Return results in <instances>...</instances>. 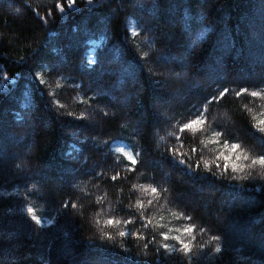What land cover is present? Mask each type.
I'll use <instances>...</instances> for the list:
<instances>
[{"label":"trees","instance_id":"1","mask_svg":"<svg viewBox=\"0 0 264 264\" xmlns=\"http://www.w3.org/2000/svg\"><path fill=\"white\" fill-rule=\"evenodd\" d=\"M263 17L0 0V264H264Z\"/></svg>","mask_w":264,"mask_h":264},{"label":"snow or ice","instance_id":"2","mask_svg":"<svg viewBox=\"0 0 264 264\" xmlns=\"http://www.w3.org/2000/svg\"><path fill=\"white\" fill-rule=\"evenodd\" d=\"M67 2H68V4H69V6H71V5H74V4H75L76 0H67ZM57 7H60L61 11H63V7H62L61 5H57ZM148 71H151V70L148 69ZM38 75H39V74H38ZM228 91H229L228 89H224L223 91H221V92L219 93L220 97H224V96L227 94ZM245 91H247V90H246V89H241V91H240V92H237L236 94L239 96V95H241V94H242L243 92H245ZM251 95L255 97V96H259V95H261V93L256 92V91H253V92L251 93ZM213 99H215V97H213ZM105 115H107V113H105ZM203 123H204L203 120H201V119H195V120H192V121H190V122L184 124V125H183V129H185V130H186V129H192V128H194L196 125H202ZM260 123H261V124H264V120L260 121ZM261 130L264 131V129H261ZM239 148H240V145H238V144H232V145H231V150H232L233 152L238 151ZM173 151H174V150H173ZM128 159H129L133 164L138 163V161H136L131 155L128 156ZM225 159L227 160V159H229V158H228V157H225ZM252 162H253V164H255V163L258 162L259 164L264 165V155H260L256 160H253ZM181 163H183V161H181ZM198 166H199V165H197V167H198ZM233 167L235 168V167H237V166H236V165H233ZM225 171H227V165L225 166ZM113 179H115V177H113ZM157 191H158V189H156V188H153V189H152V192H153V193H156ZM65 206L67 207L68 205L66 204ZM27 211H28V213L31 214V213L34 212V209L31 208V207H29V208L27 209ZM31 219H32L33 221H35L36 224H38V225L41 224V220H40L37 216L32 215V216H31ZM114 222H115V221H113V220H109V221H108L109 224H112V223H114ZM184 231H185V232H192V231H194V228L190 227V228L185 229ZM120 235H121V236H125L126 233L121 232ZM162 235L164 236L165 239H168V238H169V237L167 236L166 233H162ZM173 238L179 241V243L182 245L183 250L185 251V253H188V252L191 251L190 245H189L188 243H185L182 239H180V237L177 236V237H173ZM212 239H213V240H220L221 237H219V236H213ZM162 247H163L164 249H168V248H169V245H168L167 243H165V244L162 245ZM215 251H216V252H221V251H222L221 246H220V245H217V247L215 248ZM189 264H190V262H189Z\"/></svg>","mask_w":264,"mask_h":264},{"label":"rangeland","instance_id":"3","mask_svg":"<svg viewBox=\"0 0 264 264\" xmlns=\"http://www.w3.org/2000/svg\"><path fill=\"white\" fill-rule=\"evenodd\" d=\"M263 18H264V17H263ZM242 53H243V52H242ZM2 139H3L4 141H7L9 138H7V136H3Z\"/></svg>","mask_w":264,"mask_h":264}]
</instances>
